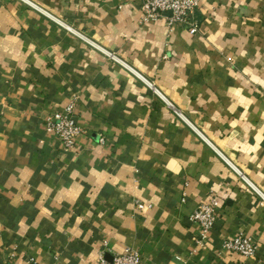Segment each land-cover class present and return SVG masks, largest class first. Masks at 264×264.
Returning a JSON list of instances; mask_svg holds the SVG:
<instances>
[{
	"label": "crops",
	"instance_id": "obj_1",
	"mask_svg": "<svg viewBox=\"0 0 264 264\" xmlns=\"http://www.w3.org/2000/svg\"><path fill=\"white\" fill-rule=\"evenodd\" d=\"M196 17L190 34L140 0H0V264H264V0ZM73 98L65 151L44 123ZM239 234L254 257L222 249Z\"/></svg>",
	"mask_w": 264,
	"mask_h": 264
},
{
	"label": "built area",
	"instance_id": "obj_2",
	"mask_svg": "<svg viewBox=\"0 0 264 264\" xmlns=\"http://www.w3.org/2000/svg\"><path fill=\"white\" fill-rule=\"evenodd\" d=\"M202 0H140L142 21L144 23L156 22L165 19L169 28L182 26L190 34H196L199 30V20L196 12ZM169 15V16H168ZM75 99L73 98L62 111L49 115L44 123L45 131L58 138L65 151L75 148L76 140L84 133L75 120ZM100 142H103L100 139ZM218 198L213 196L208 202L199 204L190 216V220L200 228V236L195 240L198 245H204L217 218ZM258 248L254 237L239 234L234 238L225 239L222 249L238 254L245 258L256 255ZM99 264H141L138 252L126 250L115 254L107 261L103 254L99 255ZM27 264H37L29 261Z\"/></svg>",
	"mask_w": 264,
	"mask_h": 264
}]
</instances>
